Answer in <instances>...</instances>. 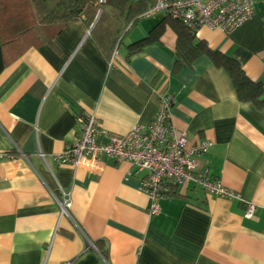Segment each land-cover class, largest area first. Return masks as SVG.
<instances>
[{
	"label": "crops",
	"instance_id": "1",
	"mask_svg": "<svg viewBox=\"0 0 264 264\" xmlns=\"http://www.w3.org/2000/svg\"><path fill=\"white\" fill-rule=\"evenodd\" d=\"M158 21L144 23L132 40ZM90 28L74 21L0 73V264H264V109L240 102L226 71L207 55L185 65L170 25L159 42L130 57V40H123L113 61ZM194 39L264 87L260 7L229 34L200 27ZM176 60L182 65L174 73ZM167 95L175 100L172 129L186 133L187 148L211 143L196 162L238 197L176 187L150 214L128 162L74 169L52 160L76 138L82 113L124 134L147 126ZM59 188L69 194V216L51 194Z\"/></svg>",
	"mask_w": 264,
	"mask_h": 264
},
{
	"label": "built area",
	"instance_id": "2",
	"mask_svg": "<svg viewBox=\"0 0 264 264\" xmlns=\"http://www.w3.org/2000/svg\"><path fill=\"white\" fill-rule=\"evenodd\" d=\"M260 7L264 17V0H151L142 17L156 14L180 22L190 32L200 27L229 34L246 21ZM118 56V46L112 50L110 61ZM171 95L159 100L153 119L147 126L135 125L124 134H114L104 129L98 118L90 113L77 117L76 138L64 150L52 156L57 165L72 168L98 164L104 160L128 162L138 174V188L150 199L149 212L159 210L158 202L167 199L172 189L197 187L221 198H236L235 193L225 188L206 167H200L196 157L207 154L211 143L200 141L187 148L186 133L172 129ZM37 156L46 164V155ZM59 205L60 213L69 216V194L62 189L51 191ZM253 206L248 205L245 216L251 217ZM90 242V241H89ZM93 247V244L90 242Z\"/></svg>",
	"mask_w": 264,
	"mask_h": 264
},
{
	"label": "trees",
	"instance_id": "3",
	"mask_svg": "<svg viewBox=\"0 0 264 264\" xmlns=\"http://www.w3.org/2000/svg\"><path fill=\"white\" fill-rule=\"evenodd\" d=\"M151 0H0V73L27 49L52 44L53 39L70 23L81 20L89 29L100 51L108 58L115 46H120L137 26ZM176 35V51L185 65L201 55L211 58L216 67L226 71L237 99L264 109V87L251 81L237 61L211 51L201 40L194 39L180 22L164 16L144 36L128 42L126 55L142 52L159 42L165 25ZM176 60L173 72L181 69ZM170 194H174L173 190Z\"/></svg>",
	"mask_w": 264,
	"mask_h": 264
},
{
	"label": "rangeland",
	"instance_id": "4",
	"mask_svg": "<svg viewBox=\"0 0 264 264\" xmlns=\"http://www.w3.org/2000/svg\"><path fill=\"white\" fill-rule=\"evenodd\" d=\"M99 16V14H98ZM157 19L160 20L161 16L158 15V16H153L151 18H142L140 20V22L137 24V26L131 31V33L128 35V37L126 39H124V43L128 42L129 40L131 41L132 39H135L136 37V33L138 32V30L141 29V27H144L146 22H151L153 19ZM168 25V24H167ZM169 31V30H167ZM123 49V45H120L119 47V50H122Z\"/></svg>",
	"mask_w": 264,
	"mask_h": 264
},
{
	"label": "water",
	"instance_id": "5",
	"mask_svg": "<svg viewBox=\"0 0 264 264\" xmlns=\"http://www.w3.org/2000/svg\"><path fill=\"white\" fill-rule=\"evenodd\" d=\"M97 19H98V16H97V18H96L95 22L93 23V25L96 23ZM93 25H92V26H93ZM91 28H92V27H91ZM91 28H90V30H91Z\"/></svg>",
	"mask_w": 264,
	"mask_h": 264
}]
</instances>
